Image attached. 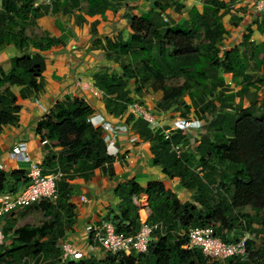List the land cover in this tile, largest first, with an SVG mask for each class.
Returning a JSON list of instances; mask_svg holds the SVG:
<instances>
[{"label": "trees", "instance_id": "16d2710c", "mask_svg": "<svg viewBox=\"0 0 264 264\" xmlns=\"http://www.w3.org/2000/svg\"><path fill=\"white\" fill-rule=\"evenodd\" d=\"M1 1L0 47L13 44L24 55L15 60L10 73L0 74V133L4 126L19 122L21 106L11 87H20L23 99L43 92V54L64 44L47 31L40 36L28 35L37 20L62 13L76 15L83 23L87 22L85 16L118 14L128 0H50L41 4L37 0ZM197 1L202 10L194 5L187 18L178 22L167 18L173 10L170 4L156 3L152 9L129 14V39L121 31L114 38L96 39L105 59L120 63L121 72L110 70L94 76L107 111L115 117L127 114L129 106L139 102L133 94L140 95L147 85L163 83L166 77L185 80L177 93L161 87L165 96L154 110L161 114L184 109V118L193 111L203 123L211 118V134L196 147L200 156L197 167L191 166L185 154L177 156L173 151L174 146L190 145L185 133L174 132L171 140H166L163 130L152 131L141 118L128 114L127 122L137 137L152 144L154 164L170 179L178 178L190 192V199L183 200L160 181L144 185L132 179L118 185L115 195L120 203L116 209L108 208L104 221L111 223L116 233L133 236L142 227L140 213L144 217L146 212L147 222L160 227L153 233L148 251L130 256L105 253L101 258L91 256L68 264H264V244L256 250L251 239L264 235V96L261 100L256 97L248 107L243 104L252 88L258 90L264 84V76H260L264 73V44L252 41L254 30L249 26L240 47L223 51L221 44L228 35L225 17L237 18L234 15L242 11L239 21H244L246 8L239 7L235 12L241 0ZM83 4L85 16L81 15ZM175 4L174 11L180 15L186 6L178 0ZM253 25L264 34V18H257ZM97 26L98 21H94L93 38L99 36ZM32 49L39 53L32 55ZM226 74L241 80L242 88L236 94L230 93ZM132 80L134 90L129 84ZM185 96L190 104H186ZM93 115L85 99L69 98L58 101L38 124V145L44 149V158L37 164L45 174L61 173L58 199L36 204L49 219L40 227L16 229L13 222L5 224V241L12 231L14 236L11 245L0 246V264H60L58 242L73 233L77 224L73 182L87 180L98 171L116 175V159L107 153L103 129L89 122ZM10 179L28 183L26 171L7 174L0 170V193L8 192ZM143 196L147 197L146 205L141 203ZM238 209L250 212L240 213ZM256 224L261 228H255ZM196 226L214 227L225 243L238 242L242 232H248V257L209 261L200 249L185 248L188 232Z\"/></svg>", "mask_w": 264, "mask_h": 264}, {"label": "crops", "instance_id": "0c3cea01", "mask_svg": "<svg viewBox=\"0 0 264 264\" xmlns=\"http://www.w3.org/2000/svg\"><path fill=\"white\" fill-rule=\"evenodd\" d=\"M143 1L146 3L145 0ZM0 2L2 5L1 0ZM129 3L131 6L140 5L135 0H129ZM253 5L254 0H241L237 5V7H243L247 10L245 22L246 20L251 22L254 19V17H251L253 15L251 9L254 10ZM140 8L146 11L153 7H151V4L145 5L141 3ZM189 8L186 6L187 10L181 16V19L187 18ZM119 15L108 12L104 17L96 16L91 18L85 16L87 22L83 23L79 22L76 15H64L62 13L57 15L49 14L38 19L35 27L31 29L33 31L34 29L37 30V32H34L35 34L47 31L52 36L61 39L64 44L43 54L46 63V69L43 73L45 78L43 92L35 97L23 99L20 96V87H11V90L18 97V104L21 106L19 122L16 126H4L0 133V170L5 171L7 174L22 170L28 174L31 162L37 164L38 160L44 158V149L38 145L37 126L58 101L69 98L85 99L92 107L94 115L102 116L113 125L125 127V131L119 134L115 144L121 152L120 156L117 159L115 158L116 175L109 176L98 171L95 176L87 180L80 179L73 182L72 202L76 205L77 224L75 231L67 239L78 243L82 247L88 243L86 228L89 225L98 226L109 223L104 221V217L108 212V208L116 209L120 203V199L115 195V190L120 184H125L132 179L144 185L150 181H160L165 184L167 189L177 193L184 200H189L191 195L190 192L182 187L178 178L170 179L163 173L160 166L154 164V155L151 151L152 144L134 134L132 124L127 122L129 111L120 117L110 114L103 101V92L95 86L94 76L107 71L110 72V68L113 67V63L105 59L104 51L96 44V39L106 36L112 37L115 33L121 31L122 23ZM94 21H98L97 30L99 33V36L95 38L91 35V27ZM254 26L252 27L254 30L252 41L256 44H264V34L259 33L256 30V25ZM239 29L241 28L236 29L235 37L232 34L229 36L230 40L234 38L237 40ZM27 34L31 36L29 30ZM225 41L227 42V40ZM242 41L243 37L235 44L236 47H240ZM30 53L35 55L39 52L32 49ZM23 55L24 53L13 44L1 46L0 74L2 72L10 73L14 67L15 60ZM262 75L264 76L263 72L260 73V76ZM224 77L227 85L231 86V90L229 89L230 93L236 94L241 90L240 79H233L231 74H226ZM259 87L258 90L252 88L247 97L244 98L243 104L245 107H248L250 102L254 101L256 97L259 100L263 98L264 84ZM155 98L151 95L145 97L147 102L151 101L150 103H153ZM139 102L148 108L151 107L148 106L149 103L146 104L143 100ZM236 102H239V99ZM201 130H193L185 134L189 138V136ZM20 144L26 145L31 162L18 160L12 156V152ZM26 185L27 183L24 181L10 179L8 191L22 192ZM82 197L85 198V202L81 200ZM144 197L147 200V197ZM26 209L2 217L0 219V229H3L7 222L18 224L19 213H24ZM146 219L147 214L145 212L144 220ZM144 220L141 219L142 222ZM257 228L259 229V227ZM99 255L103 256L104 252Z\"/></svg>", "mask_w": 264, "mask_h": 264}, {"label": "built area", "instance_id": "2783aa9c", "mask_svg": "<svg viewBox=\"0 0 264 264\" xmlns=\"http://www.w3.org/2000/svg\"><path fill=\"white\" fill-rule=\"evenodd\" d=\"M255 12H264V0H254ZM129 113L136 118L145 120L150 129L154 132L163 130L166 140H171L174 132L187 133L191 130H201L204 126L202 120L198 118H184L178 116L174 121L161 122L165 118V113L155 114L141 102H135L129 106ZM163 120V119H162ZM89 122L95 127H101L104 131V140L107 144L109 156L118 158L121 154L115 145L116 139L121 132L125 131L124 126L113 125L100 115H93ZM173 151L177 156H181L180 146H174ZM12 156L18 160L31 162L25 144L18 145L12 152ZM28 183L22 192L0 193V218L12 214L13 212L29 208L41 200L55 202L58 199L57 184L61 178V173L45 174L41 166L31 162L30 170L27 174ZM85 202V198H81ZM159 225H151L147 219L142 222L141 230L137 235L125 236L115 232L111 223L103 225H89L86 228L88 243L82 247L70 239L63 238L58 242L61 251L60 264H68L72 261H80L87 257H98L101 252L116 254H144L148 251L153 233L158 230ZM189 241L185 248L189 250L200 249L209 261H225L230 258L248 257V241L250 234L245 232L238 242L225 243L221 240L212 226H196L188 232ZM5 242V234L0 229V246Z\"/></svg>", "mask_w": 264, "mask_h": 264}, {"label": "rangeland", "instance_id": "374dc122", "mask_svg": "<svg viewBox=\"0 0 264 264\" xmlns=\"http://www.w3.org/2000/svg\"><path fill=\"white\" fill-rule=\"evenodd\" d=\"M138 1H140V2L138 3ZM145 1H146V3L143 0H135V2H137L140 5L131 6L129 3V0H128L127 4H126L127 6L124 7L122 10H120V12L118 14H114V15L120 14L119 16L121 17V23H122L121 33L125 39H129L130 35H131L129 24H127L129 14H137V13H140L141 11H143L144 9L140 8L141 3H144L145 5L151 4V7H154V5L156 3H161L164 5L170 4L173 10L167 18L171 22H173V21L177 22V21L181 20V16L187 10V9H185L184 11H182L180 15L177 14V12L174 11V8L176 5L175 4L176 0H145ZM178 1L187 7H192V6L196 5V6H198V8L200 10H202V6H201L200 2H198L197 0H178ZM48 2H50V0H37V4L48 3ZM0 6H1V2H0ZM85 7H86V5L83 4L82 10H81L82 16L83 15L85 16V12H84ZM238 9H239V7H235V12ZM254 10H255V8H254ZM254 10L251 9V11L253 12V15L251 17H254V19L251 18L252 19V21L250 20L251 22H247V20H246V22L245 21H239V19L241 18V15H244V13L242 11H240V15H238V14L234 15V16H237V18L231 17V15H228L227 17H225L224 22H225V25L227 26V29H228V35L221 44V49L223 51L232 50V48H235L236 47L235 44H237V42L242 39L243 36H241V35H243L247 32L248 27L249 26L253 27L254 26L253 22H255V20L257 18H259V17H260L259 19L264 18V12L257 13V12H254ZM77 12L78 11H76V13ZM76 13H74V14H76ZM239 27L241 29L238 30L239 35H237V40H235L236 38L230 40L229 36L231 34L232 35L236 34V32H237L236 29ZM29 32H31V36H33V37L35 35L38 36V35L43 34V33H41V34L36 33L35 34L34 32H37L36 29H34V31L30 29ZM114 36L115 35H113L111 38H114ZM234 37H235V35H234ZM225 40H227V42ZM235 41H236V43H235ZM110 70L114 74H116V73L119 74L121 72V64L113 62V67H111ZM184 83H185L184 79L166 77L163 79V83H151V84L147 85L146 87H144V89L140 95L133 94V96L138 101L143 100L146 104L149 103L148 106L149 107L151 106L150 108H151L152 112L155 114V112H156L154 110L155 104L165 96V90L161 89V87H167L169 90H174L177 93L179 91V89L184 85ZM129 84H130V88L134 90V87H135L134 81L133 80L130 81ZM228 87L231 90V86L228 85ZM232 94H235V93H232ZM148 95L156 97L153 100V103H150L151 101L147 102V100L145 99V97ZM184 100H185L186 104H190V99L188 96H185ZM183 113H185L184 109L178 110V109L174 108V109L170 110L169 112H166L165 116H164L165 118H161L160 121L162 123L163 122H170V121L172 122V121H174L175 117L181 116ZM260 113L261 112L257 113V115H259ZM190 117L202 119L200 117H197L193 111H191ZM210 120H211V118H208V120H206L204 122V126H203L201 131H197L196 134L189 136L190 145L188 147H183V146L181 147L180 146L182 154H185L187 156V158L189 159L190 164L193 168L197 167V165L199 164V160H200V156L198 155L196 147L198 146L199 142L202 139L208 137L211 134V130L209 128V121ZM191 131H193V130H191ZM183 200H184V198H183ZM141 203L143 205L147 204L144 196L142 197ZM238 212H240V213L244 212L245 213V212H250V211L248 209H238ZM140 216H141V219L144 220L145 216L143 217L141 215V213H140ZM17 220H18V224H16V226H15L16 229L21 228L23 226L40 227L44 223L49 221V219L45 215V213L42 210H40L38 207L36 208V204H35V206H32L31 208L26 209L24 211V213H19V217L17 218ZM254 226L261 228L260 224H256ZM244 233L245 232H242L241 236L244 235ZM70 235L68 237H70ZM13 236L14 235H13V231H12L10 233V235L6 238L4 246L11 245V239L13 238ZM251 237H252L251 239L254 241V249L257 250L261 247V244L262 245L264 244V235H259V236L254 235V237L253 236H251Z\"/></svg>", "mask_w": 264, "mask_h": 264}, {"label": "clouds", "instance_id": "9594fccd", "mask_svg": "<svg viewBox=\"0 0 264 264\" xmlns=\"http://www.w3.org/2000/svg\"><path fill=\"white\" fill-rule=\"evenodd\" d=\"M242 236H243V235H242ZM242 236H241V237H242Z\"/></svg>", "mask_w": 264, "mask_h": 264}]
</instances>
